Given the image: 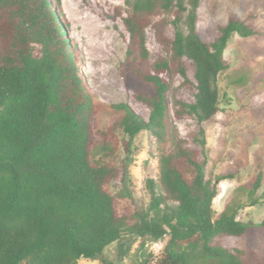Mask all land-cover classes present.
Returning a JSON list of instances; mask_svg holds the SVG:
<instances>
[{
	"label": "trees",
	"instance_id": "obj_1",
	"mask_svg": "<svg viewBox=\"0 0 264 264\" xmlns=\"http://www.w3.org/2000/svg\"><path fill=\"white\" fill-rule=\"evenodd\" d=\"M203 1L128 0L119 73L149 113L110 102L115 113L101 125L102 103L80 74L61 0H0V264H120L105 249L117 242L124 255L132 237L139 240L136 264H264L229 243L248 242L247 223L214 209L218 181L234 171L207 178L205 157L174 123L188 115L200 124L220 111L219 76L230 68L225 50L235 35L264 38V0H219L224 17L208 34L199 28ZM158 17L173 34L158 33L163 54L152 60L147 29ZM187 60L195 98L177 99L171 110L172 79L188 81ZM145 131L156 138L158 178L146 177L144 195L129 206L122 203L133 197L127 171L124 186L112 188L124 174L119 150L132 153ZM262 180L263 169L254 185ZM166 236L155 259L147 243Z\"/></svg>",
	"mask_w": 264,
	"mask_h": 264
},
{
	"label": "rangeland",
	"instance_id": "obj_2",
	"mask_svg": "<svg viewBox=\"0 0 264 264\" xmlns=\"http://www.w3.org/2000/svg\"><path fill=\"white\" fill-rule=\"evenodd\" d=\"M185 1L190 7V0ZM214 2L216 13L211 10ZM218 2L203 1L199 28L207 34L214 27L215 19L224 17L223 5ZM61 7V19L67 23L69 43L77 52L80 74L102 103L101 125H106L115 113L107 107L110 102H127L147 118V105L138 99L135 90L126 85L119 73V65L127 51L122 15L129 8L128 0H61ZM160 17L155 19L156 27L147 29V45L152 60L163 54L158 33L173 34V27L161 22ZM185 18L182 27L186 30ZM225 57L230 61V68L219 76L221 108L217 115L200 124L195 118L185 115L176 118L174 123L179 134L187 138V145L200 150L201 156L205 157L207 178L217 181V177L234 171L233 177L218 181L220 194L214 199V209L217 213L234 211L238 219L247 223L248 242L243 244L230 239L229 243L231 247H248L253 252L250 259L264 262V225H260L264 220V38L243 39L235 35L228 43ZM186 63L188 81L179 76L172 79L169 94L171 110L175 100L189 102L195 98L193 67L189 60ZM239 77L243 80L236 81ZM202 138L206 141L204 146ZM132 146V153L120 148L119 161L124 174L112 184L114 190L124 186L127 171L132 184L126 174V185L133 189V197L123 199L122 203L129 206L138 203V198L144 195L146 177L158 178L159 173L156 138L147 131L141 132ZM262 169L263 180L254 185L253 181ZM167 238L147 243V251L155 259L161 255ZM138 246L139 240L132 237L124 255L120 254L117 242L110 244L105 254L118 259L120 264H136ZM79 264L101 263L81 258Z\"/></svg>",
	"mask_w": 264,
	"mask_h": 264
}]
</instances>
